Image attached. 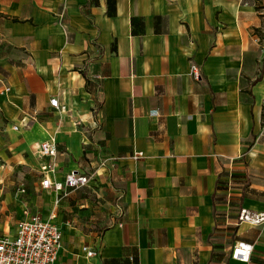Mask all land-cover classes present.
<instances>
[{"label": "crops", "instance_id": "1", "mask_svg": "<svg viewBox=\"0 0 264 264\" xmlns=\"http://www.w3.org/2000/svg\"><path fill=\"white\" fill-rule=\"evenodd\" d=\"M242 208L264 212V0H0L1 238L39 215L55 264H264Z\"/></svg>", "mask_w": 264, "mask_h": 264}, {"label": "built area", "instance_id": "2", "mask_svg": "<svg viewBox=\"0 0 264 264\" xmlns=\"http://www.w3.org/2000/svg\"><path fill=\"white\" fill-rule=\"evenodd\" d=\"M192 75L195 79L200 78L197 66H192ZM9 89H7L8 91ZM50 104L55 109H60L58 99H52ZM63 110V108H62ZM17 129V128H16ZM40 155L46 158H55L58 155V148L55 141H47L40 145ZM142 152L134 153L133 159L143 158ZM50 171H54L53 164L48 165ZM90 178L78 174H70L66 177L65 183H53L48 177L42 181L45 189L53 188L62 191L65 187L81 188L87 186ZM22 192H25L22 190ZM241 223H248L254 226L264 225V212H255L242 208L239 213ZM63 234L59 227L51 220H45L39 215L28 216L18 226L15 238L0 237V264H55L58 252L62 246ZM254 250L253 245L237 243L233 248L232 258L248 263ZM84 252L88 257L96 256V253L85 247Z\"/></svg>", "mask_w": 264, "mask_h": 264}]
</instances>
